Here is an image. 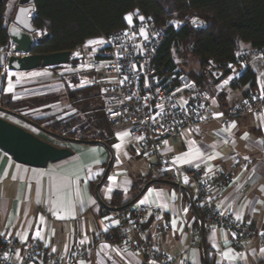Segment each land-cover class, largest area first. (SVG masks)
I'll list each match as a JSON object with an SVG mask.
<instances>
[{"label": "crops", "instance_id": "1", "mask_svg": "<svg viewBox=\"0 0 264 264\" xmlns=\"http://www.w3.org/2000/svg\"><path fill=\"white\" fill-rule=\"evenodd\" d=\"M11 2L9 0L7 11ZM16 3L14 10L6 11L8 26L19 0ZM247 48H250L248 43H241L237 53ZM53 68L2 69V91L12 101L7 108L33 119L52 117L53 114L60 118L75 112L72 102L65 110L63 105L53 104L49 113L44 112L48 104L29 105L34 96L46 93L42 90L45 83L55 79L65 83L63 76L57 75ZM250 68L257 75L256 87L249 89L248 85H243L213 91L209 104L212 114L222 113L240 102L248 92L264 85V64L255 61ZM82 70L76 69L80 72L79 78L88 76ZM180 93L179 101L185 104L188 91L180 90ZM34 113L38 115H32ZM0 115L39 136L45 135L41 137L57 146L73 150L72 156L66 159L50 162L45 167H33L17 162L0 149V238L8 236L22 245L38 241L60 257L79 246L87 248L88 256L73 264H141L143 255L124 245L117 228L118 214L122 212L119 207L133 199L151 176L168 173L170 180L151 184L131 206L130 209L145 203L154 205L157 210L146 213L143 233L133 228L128 232L129 237L135 241L147 239L170 256L188 257L193 264H206V258L210 264L264 263V112L261 116L232 119L228 125L215 120L207 126H195L180 140L161 138L163 153H172L178 164L197 166L205 173L229 172L239 160L249 159V164L238 163L232 181L226 187L219 188L212 182L208 192L210 200L219 208L249 221L254 227L255 233L239 248L230 244L226 230L215 225L209 230L204 229L206 223L196 204L192 203L195 185L191 181L187 182L181 199L186 222L179 220L173 171L160 174L152 167L157 159L140 153V139L131 133L129 124L111 125V137H106L101 141L103 143L87 144L63 141L14 115L1 111ZM123 133L127 135H119ZM108 166V175L98 187ZM103 202L110 207L104 206ZM166 225L170 229L164 231ZM190 225L203 228L205 248L203 244L191 249L187 247ZM147 264L162 263L148 260Z\"/></svg>", "mask_w": 264, "mask_h": 264}, {"label": "built area", "instance_id": "2", "mask_svg": "<svg viewBox=\"0 0 264 264\" xmlns=\"http://www.w3.org/2000/svg\"><path fill=\"white\" fill-rule=\"evenodd\" d=\"M129 14L131 21L127 19ZM199 20L202 19H191V23L198 28L205 26V22L202 20L200 23ZM182 25L183 22L176 19L158 24L151 16L138 10L132 11L126 16L125 26L100 36L104 43L98 55L92 59L91 66L101 77L92 79L90 76H81L80 80L75 82L68 75H63V80L71 90L79 88L80 85L100 84L109 123L114 127L129 124L131 133L140 139V153L157 159L152 167L160 174L173 171L177 183L179 220L186 222V210L181 206V199L182 191L187 182L191 181L195 185L193 201L206 223L204 229L209 230L215 225L226 230L230 244L239 248L255 233L254 227L249 221L238 219L219 208L210 200L208 192L212 182H216L219 188L226 187L232 181L238 163L249 164V159L239 160L229 172L205 173L200 167L178 164L176 156L172 153H163L161 138L167 136L180 140L193 127L207 126L215 120H221L228 125L232 119L238 117L261 116L264 112V85L259 90L248 92L240 102L229 106L220 114H212L209 104L213 99V91L243 86L242 76L251 64L255 61L264 64V48L239 51L234 62L222 68L212 69L205 87L197 86L194 79L185 73L178 74L176 70L173 74L176 86L169 87L168 82L159 75L155 59L158 48L169 31ZM32 36L40 44L48 37V29L38 28ZM9 45L2 49L7 54L11 52ZM72 51L70 63L63 66L77 68V65H83L84 54H76V49ZM75 60L78 61L77 65L74 64ZM180 90L188 91L185 104L179 101ZM155 210L157 208L154 205L139 203L137 207L118 214L117 228L122 234L124 245L143 255L141 264H147L148 260H156L162 264H193L188 257L170 256L147 239L135 241L129 237L128 232L133 228L139 233L144 232L145 215L148 211ZM169 229L170 226L166 225L163 230ZM201 244V228L198 225H190L187 247L191 249ZM87 256L88 249L82 246L60 257L38 241L22 245L8 236L0 238V264H73Z\"/></svg>", "mask_w": 264, "mask_h": 264}, {"label": "trees", "instance_id": "3", "mask_svg": "<svg viewBox=\"0 0 264 264\" xmlns=\"http://www.w3.org/2000/svg\"><path fill=\"white\" fill-rule=\"evenodd\" d=\"M8 2L0 0V52L10 39L6 16ZM34 4L37 10L35 26L48 29V37L34 50L40 54L79 48L88 39L125 26L127 14L135 10L151 16L158 24L172 19L182 21L181 27L169 31L155 59L157 71L169 87L176 86V79L173 78L175 70L194 79L197 86L205 87L212 69L225 67L236 60L241 43H248L250 48H264V0H34ZM195 18L202 19L205 26L195 27L191 23V19ZM188 43L193 54L201 60V71L186 72L177 67L174 51H180ZM63 68L57 66L53 69ZM242 84L248 85L249 89L256 87L255 71L249 68L242 76ZM68 97L76 107L75 112L60 118H28L57 134L58 139L63 141H102L113 135L97 84L69 90ZM0 105L6 108L12 105L3 91L0 93ZM82 141L80 143H84ZM157 178L171 179L166 173L160 177L151 176L145 184ZM142 190L139 189L133 199L124 202L119 210L128 211L139 201Z\"/></svg>", "mask_w": 264, "mask_h": 264}, {"label": "water", "instance_id": "4", "mask_svg": "<svg viewBox=\"0 0 264 264\" xmlns=\"http://www.w3.org/2000/svg\"><path fill=\"white\" fill-rule=\"evenodd\" d=\"M37 16V10L34 0H19L18 8L8 26V34L11 39L10 49L11 52L7 54L4 50L0 52V66L2 69L9 71H28L37 68H51L63 66L70 63L73 51L65 50L48 54L35 53L34 50L38 46L39 41L33 39V34L36 33L37 27L34 24ZM202 23V20H199ZM7 44V45H8ZM4 75H0V93L3 88ZM0 111L14 115L23 121L39 128L41 131L47 132L49 135L58 138L44 127L38 125L27 116L13 111L0 105ZM82 140L70 139L69 142L79 143ZM90 144L101 141H82ZM0 149L8 153L17 162L33 166L45 167L50 162H57L66 159L73 154V150L69 147H62L53 144L52 142L40 137L34 132L26 129L25 127L3 117L0 115ZM110 166L99 183L98 187L102 184L103 180L107 177ZM165 182L162 179L150 180L143 187L142 194L153 183ZM177 186V183L174 182ZM97 187V188H98ZM98 197V195H97ZM99 198V197H98ZM195 206L194 201L192 202ZM104 206L110 207L102 203ZM133 204V203H131ZM129 204V205H131ZM196 208V207H195ZM117 209V208H112ZM202 231V244L205 248L204 230ZM206 264H210L206 258ZM264 264V263H263Z\"/></svg>", "mask_w": 264, "mask_h": 264}, {"label": "rangeland", "instance_id": "5", "mask_svg": "<svg viewBox=\"0 0 264 264\" xmlns=\"http://www.w3.org/2000/svg\"><path fill=\"white\" fill-rule=\"evenodd\" d=\"M16 4H18L16 3V0H12L11 5L9 6V11L14 10L16 7ZM9 11L7 12L10 13ZM89 41H96V42L89 44L88 43ZM99 41H103V39L101 37L91 38V39H88L81 47L76 48V54L80 52L84 54V63L83 65H77L78 61L75 60L74 64H76L78 66L77 68H79L80 70L83 69L82 73L90 76L92 79L94 78L97 79L101 77V75H99L98 72H96L94 68L91 66L92 59L98 55L99 50L103 46V43H104V42L100 43ZM174 58H175L177 67L183 69L186 72L190 71L194 73V72L202 70L201 60L198 56L193 54L190 43L183 45L180 51L178 52L174 51ZM77 68L68 67L67 69H60L56 71V74L59 76L68 75V77L71 80L76 82L80 80L79 78L80 72L76 71ZM98 86L101 89V85L99 84ZM42 87H43L42 90L46 91V93L43 95L34 96L29 101V105H31L32 107H38L43 104H48L49 106L45 107L44 112L49 113L51 106L53 104L59 103L63 105L62 109H64L65 106L70 102V99L68 97V92L71 89L67 86V83L65 87V83L63 81L61 80L57 81L55 79L53 81H49L45 83ZM82 87H85V86L83 85L79 86V88H82ZM32 115H38V113L37 114L34 113ZM52 117H56V114L55 115L53 114ZM41 136L45 137V135L43 134H41ZM89 136H92V134H89Z\"/></svg>", "mask_w": 264, "mask_h": 264}, {"label": "snow or ice", "instance_id": "6", "mask_svg": "<svg viewBox=\"0 0 264 264\" xmlns=\"http://www.w3.org/2000/svg\"><path fill=\"white\" fill-rule=\"evenodd\" d=\"M127 19L129 21H131V14L128 15ZM141 19H143V17H141ZM195 22V21H194ZM96 41H89V44L95 43ZM100 43H103V41H99ZM225 83H227V81H225ZM9 91H11V87L9 88ZM119 135H127V133H123V134H119ZM116 147H119V145H116ZM97 163H99V161H97ZM185 181L187 182V178H185ZM225 255L227 256L228 253H225Z\"/></svg>", "mask_w": 264, "mask_h": 264}]
</instances>
